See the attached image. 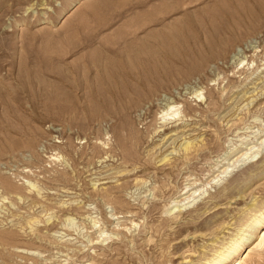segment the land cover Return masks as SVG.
Instances as JSON below:
<instances>
[{"label": "rangeland", "instance_id": "374dc122", "mask_svg": "<svg viewBox=\"0 0 264 264\" xmlns=\"http://www.w3.org/2000/svg\"><path fill=\"white\" fill-rule=\"evenodd\" d=\"M215 4L0 0V264H202L264 202V10Z\"/></svg>", "mask_w": 264, "mask_h": 264}, {"label": "bare ground", "instance_id": "6f19581e", "mask_svg": "<svg viewBox=\"0 0 264 264\" xmlns=\"http://www.w3.org/2000/svg\"><path fill=\"white\" fill-rule=\"evenodd\" d=\"M247 1L252 4H215L213 8L208 11L207 17L204 18L203 21L201 20L199 22V27H198L199 28L198 31L201 33L202 38H207L206 44L208 47L212 48L215 43L214 38L212 39L208 37L215 34L216 31L215 21L217 20V18L221 17L224 20H226V22L228 23L226 29H230L243 21L247 22L248 20L253 19L257 11L262 12L264 10V0H247ZM92 65L93 66H90L89 68L92 71V74L93 73L95 74L94 76L92 75L93 78L98 77V79L101 78V81H104L105 83H109L110 88L108 90L113 96L123 95L122 92L119 93L111 85L110 83L111 78L108 79L109 77H107L106 74L107 69L103 67V65L100 63V60L95 61V63ZM115 75L116 74H114V76ZM92 76L90 75V79ZM91 81L92 80H89V83ZM174 106L176 105L170 106L169 109H172ZM3 117L4 115L0 112L1 122L6 124L10 130H13L11 128L12 125L9 124V121L7 119L5 120V117L3 119ZM194 147L195 146L188 141L184 144L183 149L186 152L190 153V151H192ZM187 155L188 154H186V156ZM224 172H229V170L226 168L224 169L223 173ZM105 194L110 195L111 193L105 192ZM256 199L257 198H255V200ZM117 200L119 203L122 202V200H120L119 198ZM251 206L254 207V209H252V207H250V209L255 210V212L250 216H248L245 221L240 222L241 224H239V226L234 227L233 228L234 231L229 233L230 237H228V239L222 238L223 240L220 241L221 244L218 247H217V243L212 242L211 245L216 247L213 253H210V255H204L202 264H248L249 263V261L253 258L254 249L264 245V202H262L259 205L258 202L254 201L253 203H251ZM196 228L200 229L202 227L197 226ZM249 233H252V236L253 234H256V238L249 243L247 249L250 247L251 248L247 251V249L244 248L245 245L248 244L247 242L251 240L247 238ZM212 240L218 241V235L213 236ZM242 249H244L243 252Z\"/></svg>", "mask_w": 264, "mask_h": 264}]
</instances>
